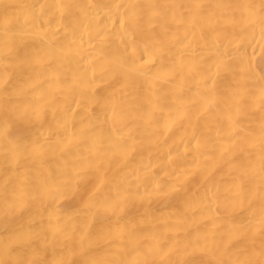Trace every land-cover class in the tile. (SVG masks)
I'll list each match as a JSON object with an SVG mask.
<instances>
[{
  "label": "bare ground",
  "instance_id": "bare-ground-1",
  "mask_svg": "<svg viewBox=\"0 0 264 264\" xmlns=\"http://www.w3.org/2000/svg\"><path fill=\"white\" fill-rule=\"evenodd\" d=\"M0 264H264V0H0Z\"/></svg>",
  "mask_w": 264,
  "mask_h": 264
}]
</instances>
